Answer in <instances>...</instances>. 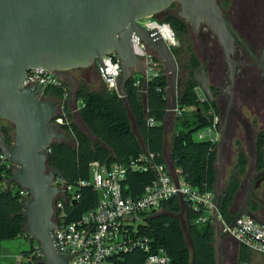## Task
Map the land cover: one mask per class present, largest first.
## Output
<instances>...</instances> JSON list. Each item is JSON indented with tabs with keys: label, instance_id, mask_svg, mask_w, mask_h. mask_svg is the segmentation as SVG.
<instances>
[{
	"label": "water",
	"instance_id": "water-1",
	"mask_svg": "<svg viewBox=\"0 0 264 264\" xmlns=\"http://www.w3.org/2000/svg\"><path fill=\"white\" fill-rule=\"evenodd\" d=\"M174 2L178 6L173 13L182 17L194 34H198L201 23H205L212 30V35L224 50L232 81L236 64L259 67L264 79V45L257 55L225 17L218 0H0V119L8 120L13 126L12 142H8L0 133V149L10 161L17 163L16 170L6 181L7 187L15 182L29 190V195L24 198L22 214L27 218L25 230L37 239L44 253V257L39 260L41 264H69L70 258L79 252L67 256L60 252L58 246L61 243L57 244L56 241L54 229L58 226L54 219V202L57 194L65 196L66 190L53 183L54 178L63 177V173L58 168L48 166L47 151L54 141L73 144V140L54 122L59 113L58 99L40 96L36 84L21 86L28 70L42 67L70 82L71 109L84 129L94 137L78 113L79 81L72 70L90 67L99 72L101 67L107 79L112 78V74H106L105 66L108 65L104 64L103 56L115 54L121 65L118 90L125 100L134 129L138 133L127 97L126 83L136 71L145 74L142 57L133 48V37L139 36L159 57L167 73L170 109L165 119L167 143L168 125L175 119V107L180 92L179 65L157 27L148 29L140 20L163 14ZM236 38L250 52L254 62L231 57ZM195 78L203 92L213 101L216 90L211 86L204 64L195 69ZM226 127L227 116L221 123L217 156L214 215L217 264L223 262V238L231 235L228 230H222L217 214L224 186ZM167 163L170 168L175 169L171 156ZM251 165L249 163L248 170ZM258 176L260 178L255 184L254 180ZM263 179L264 169L251 176L246 187L242 180L228 214L230 227L237 225V220L243 215L264 225L262 207L254 208L251 205L252 193L260 187ZM242 190V200L237 209H233ZM73 202L76 203V200ZM183 226H186L185 221Z\"/></svg>",
	"mask_w": 264,
	"mask_h": 264
},
{
	"label": "trees",
	"instance_id": "trees-1",
	"mask_svg": "<svg viewBox=\"0 0 264 264\" xmlns=\"http://www.w3.org/2000/svg\"><path fill=\"white\" fill-rule=\"evenodd\" d=\"M175 2L171 5L173 7ZM160 21L168 22L176 32L179 40L177 46H172V52L178 62L180 41L191 35L188 23L170 9L158 16ZM117 59V56H114ZM201 60L195 52H191L188 63L184 66L188 70L185 86L180 90L177 103L188 110L175 117V130L170 141V155L180 175L192 186L215 191L217 182L218 143L208 139H198L196 133L207 128L212 121L211 107L218 111L215 101L201 100L196 88L199 86L195 78V69L201 65ZM179 65V62H178ZM93 77V74H89ZM138 74L134 72L126 83L135 126L124 98L114 89L93 87L87 75L78 78V113L83 123L94 134L92 137L80 122L76 121L74 113L71 126L61 125L68 135L72 136L73 144L56 142L51 145L48 166L58 168L63 177L69 182L88 179L90 163L93 160L111 163L127 161L144 149L157 154L159 162L166 161L165 119L168 113L169 100L167 95V73L162 64L161 74L150 78L146 83L145 96L135 86ZM64 85L70 87V82L64 79ZM63 89L50 85L45 90L46 96L61 97ZM71 108L68 106V110ZM152 117L155 124L148 123ZM0 133L8 142H12L13 126L8 120L0 123ZM255 151L258 169L264 167V129H260L255 137ZM249 164L248 153L239 150L234 169L225 180L220 197L219 210L227 221L232 202L238 192L243 176ZM1 170V167H0ZM153 178L151 172L130 173L127 179L129 189L127 194L138 195L143 186ZM83 197L77 209L83 211L95 205L97 194L90 188L82 189ZM262 203V196L252 194L251 205L258 208ZM185 220L183 226L181 216L184 203L176 196L164 202L162 210L146 217V224L141 230L154 238L155 246H163L173 259V264H217L216 230L212 222L205 224L194 223L197 212L185 205ZM24 197L19 187H7L0 174V250L6 240L15 239L27 233L25 230L26 216ZM32 237V236H31ZM139 253V252H138ZM143 258V256H142ZM242 259L249 260L246 254ZM135 264H141V258Z\"/></svg>",
	"mask_w": 264,
	"mask_h": 264
},
{
	"label": "built area",
	"instance_id": "built-area-1",
	"mask_svg": "<svg viewBox=\"0 0 264 264\" xmlns=\"http://www.w3.org/2000/svg\"><path fill=\"white\" fill-rule=\"evenodd\" d=\"M140 22L148 29L157 27L170 47L179 44L176 32L168 22L160 21L155 16L142 19ZM133 48L134 52L142 57L145 68V74L136 71L138 76L134 84L145 96L147 81L161 74L163 63L137 35L133 37ZM114 56L116 55L103 56L104 64L108 65L105 66L106 74H112V78L107 79L101 67L99 74L109 89L119 92L118 77L121 65L119 59H115ZM64 79L48 69L33 67L28 70L21 86L36 84L40 96H46L45 90L50 85L62 87V96L57 97L59 113L54 118V122L60 126H68L74 135L71 126L72 118L69 114L73 110H68V106L71 108L70 87L64 85ZM198 88L201 87L198 86L196 90ZM201 91L202 93H199L197 90L199 98L208 100L207 95L202 89ZM169 110L168 108V112ZM187 110L186 107H180L177 103L175 117L184 114ZM210 113L213 116L211 124L199 130L196 137L218 143L221 138V114L213 107ZM148 123L153 125L156 122L154 118L149 117ZM47 151L50 152L51 147ZM16 166L17 163L10 161L0 149V174L6 186V181L16 170ZM175 170L177 176L174 175L167 161L159 162L156 153L144 149L127 161L106 163L93 160L90 163L88 179L69 182L62 176H56L53 183L66 190V195L58 193L54 202V219L58 226L54 229L56 241L57 244L61 243L58 246L60 252L67 256L79 251L70 258L69 264H135L140 258L141 264H173L168 251L163 246H155L154 238L141 230V227L146 224V217L162 210L164 202L176 196L180 197L184 203L181 214L185 223V205L197 212L194 219V223L197 224L207 222L215 224L216 209L214 190L200 189L190 185L180 175V170L178 168ZM139 172H151L153 178L143 186L140 194L135 196L127 194L129 174ZM10 187L14 189L19 187V192L24 198L29 195L28 189L15 182L11 183ZM84 187H90L97 194V200L95 205L79 212L77 206L83 197ZM74 200L76 203L73 202ZM217 214L223 231L228 230L240 243L264 254L263 224L243 215L237 220V225L230 227V221L225 219L219 207ZM31 256L37 264H41L39 260L44 257V253L38 242ZM238 264H252V262L241 258Z\"/></svg>",
	"mask_w": 264,
	"mask_h": 264
},
{
	"label": "flooded vegetation",
	"instance_id": "flooded-vegetation-1",
	"mask_svg": "<svg viewBox=\"0 0 264 264\" xmlns=\"http://www.w3.org/2000/svg\"><path fill=\"white\" fill-rule=\"evenodd\" d=\"M218 3L234 29L259 55L264 45V0H218ZM169 9L173 12L176 7ZM191 33L196 40L195 45L199 53L206 56L204 65L211 86L216 90L213 101L216 102L221 114V123L227 116L226 142L228 138L237 134L239 123L245 120L243 119L242 108L247 98L254 95L256 89L255 75L252 71L261 70L251 64H236L232 81L224 50L219 46L216 37L212 35V30L205 23H201L198 34H194L192 31ZM231 57L236 60L254 62L253 56L238 38L234 42V51L231 53ZM246 133L250 136V129L247 128ZM248 168L249 164L244 174L245 177L243 176L244 180L242 179L244 187L248 185L251 176L264 169V167L258 169L256 163L252 164L249 170ZM259 178L260 176L255 178V184ZM258 191H262L263 197L260 206L264 213V179L260 181V187L254 189L253 193L258 195ZM241 192L243 193V190ZM229 264H238V258L233 255L229 256Z\"/></svg>",
	"mask_w": 264,
	"mask_h": 264
},
{
	"label": "rangeland",
	"instance_id": "rangeland-1",
	"mask_svg": "<svg viewBox=\"0 0 264 264\" xmlns=\"http://www.w3.org/2000/svg\"><path fill=\"white\" fill-rule=\"evenodd\" d=\"M178 3L175 2L174 8H177ZM171 7V6H170ZM196 40L194 36L189 35L187 39L180 41L178 62V82L179 90L185 86V80L188 76V70L184 67L188 63V57L190 53L195 52L201 60V63H205L206 56L199 53L196 47ZM86 71V72H85ZM92 71V72H91ZM72 72L77 78H84L86 73L90 79V83L93 87H103L104 80L98 71H94L92 68L84 70V68L73 69ZM93 74L89 76V74ZM255 75L256 89L252 97H248L246 103L242 108L244 122H240L237 128V134L231 138H228L224 147L223 157V172H224V183L230 172L234 169L237 161V154L239 150H244L248 153L249 163H257V156L255 151V137L260 129H264V79L262 72L259 70L252 71ZM199 93H202L201 88L197 89ZM76 121L80 122L76 118V113L73 117ZM6 119H0V123H5ZM81 126L84 128L82 123ZM175 119L170 121L167 132V143L166 148H169L172 133L175 130ZM250 129L251 135L248 136L246 133L247 128ZM168 155V153H167ZM15 188V185H13ZM257 194L262 196V191H258ZM243 196V195H242ZM183 221L184 218L182 217ZM37 239L31 237L30 233H25L15 239L6 240L2 244L0 250V264H26L32 263L37 264L31 256V252L37 244ZM29 253V254H28Z\"/></svg>",
	"mask_w": 264,
	"mask_h": 264
},
{
	"label": "crops",
	"instance_id": "crops-1",
	"mask_svg": "<svg viewBox=\"0 0 264 264\" xmlns=\"http://www.w3.org/2000/svg\"><path fill=\"white\" fill-rule=\"evenodd\" d=\"M89 68L90 67H86V68H84V70L87 69V71H88ZM85 75H86V73L84 74V77H85ZM88 81H90V79H88ZM167 153H168V155H167ZM165 154L167 157L166 160L169 161V157L171 156L169 148H166ZM176 168L177 167H175V169ZM175 169L171 168L174 175L177 176ZM242 195H243V193L240 192V194L237 196L235 204L233 206V209H237L238 205L240 204V201L242 200ZM222 252H223L222 264H229V256H231V255L238 258V260H239L242 258V255L246 254V253L249 257V260L252 262V264H264V254L263 253L257 252L255 250H252L251 248L247 247L246 245H243L232 234L225 236L223 238Z\"/></svg>",
	"mask_w": 264,
	"mask_h": 264
}]
</instances>
